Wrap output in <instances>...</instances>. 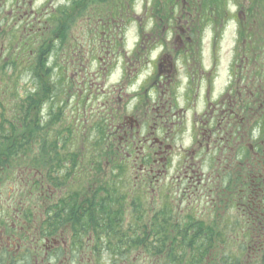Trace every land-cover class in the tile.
<instances>
[{"label": "flooded vegetation", "instance_id": "af4514ba", "mask_svg": "<svg viewBox=\"0 0 264 264\" xmlns=\"http://www.w3.org/2000/svg\"><path fill=\"white\" fill-rule=\"evenodd\" d=\"M207 1L0 0L2 39L23 32L37 46L50 42L48 78L68 93L61 110L78 127L98 118L118 168L106 169L103 154L85 171L80 163L57 169L53 154L54 164L11 169V157L42 156L24 153L36 141L26 140L23 121L19 154L10 156L4 123L0 264H264V41L259 59L233 60L220 82L229 4L209 0L206 9ZM52 99L34 111L56 128ZM176 193L178 204L168 200ZM106 224L117 228L111 237Z\"/></svg>", "mask_w": 264, "mask_h": 264}, {"label": "trees", "instance_id": "16d2710c", "mask_svg": "<svg viewBox=\"0 0 264 264\" xmlns=\"http://www.w3.org/2000/svg\"><path fill=\"white\" fill-rule=\"evenodd\" d=\"M237 1L241 2V0H236V2ZM254 3L261 4L264 3V0L242 1V4L245 6L243 5L241 7V13L246 18H258L257 29L258 31H261L264 30L260 25V19H262L263 16L261 9L264 10V5L261 7V5L256 6ZM212 4L213 6L216 5L218 8L224 7L226 10L228 8L229 0H212ZM204 7L206 9L209 7V0L204 4ZM253 23L254 22H251V24ZM242 25L243 23L241 22V26ZM2 35L3 34L0 33V54L2 50L6 48L9 50L3 52V57L0 56V94L3 91L5 92L4 95H0V139H2L3 133H5L2 130V127H5L4 123H8L7 134L8 138L11 140L9 144V153L10 156H17L20 149L18 139H20V132L22 130L20 123L23 121V129L25 130L26 140L32 139L36 141L35 143L26 142L24 153L26 155L37 154V156H42L41 160H23L11 157L8 160L10 168L12 169L13 167H17L22 164L29 167H35L40 163L43 165H51L55 163V159H53L51 155L56 154L58 156H62L61 154H64L67 159L60 164L61 167L66 170L70 165L80 163L83 166L79 167V169L85 171L87 170V168L84 167L86 164H89L90 166L92 164L97 165L99 163V158L104 154L106 159L111 161L110 166L106 169H118L117 166H114L113 164L115 162L112 161V157L115 155L114 146L108 141H106L105 144L103 143V140L108 138L107 129L103 128L102 123L98 120V118L96 117L94 122L90 121L89 125L85 128L78 127L71 123V121L65 117V112L61 110V107L65 103V101H63L64 99L61 98L63 95L66 96L68 93L66 85L59 83L58 88L55 89V86L50 82V78H48L53 75L52 62L49 63L50 66L47 64L50 48L52 47L50 42L48 40H46V42L41 41L39 46H37V40L32 35L27 37L23 32H10L9 43L2 39ZM21 37H24L23 45L25 50H22V42L20 40ZM263 41L264 36L258 38L256 43V59L259 58V52L261 51L260 49ZM31 49L37 50L36 54L32 57L30 53ZM6 54H10V59L8 61L4 59ZM23 78L26 79L25 87L22 85ZM54 95L57 96V106L60 107L57 111L61 112L60 115H57L56 113V128L50 123L49 117H51V115H43V112L39 110L34 111L35 107L44 106L49 109L50 107H53L55 105V101L52 99ZM5 109L6 111H4ZM5 114L8 115V119H6ZM42 115L47 119L41 120ZM2 116L3 120L1 118ZM35 118H37V120ZM53 139H57L58 142L52 147V142H49V140ZM82 140L87 141L82 142ZM55 148H57V150H53ZM2 149L3 144L0 140V153ZM121 156L123 161V154ZM97 169L98 168H96V170ZM80 178L82 179L80 186H86V180H90V176L89 178L85 176ZM32 191H34V187L27 188L26 199L27 202L34 204V196L31 198L29 197L30 192ZM172 224L171 227L173 228ZM132 229L135 228H129L127 231L125 229L123 230L128 232L132 231ZM140 229H143L142 232H146L145 226ZM106 231L107 235L111 237V234L116 233L117 228H112V226L109 227L106 224ZM172 236L173 234L171 231L170 245L173 246L175 253L178 254L179 244L176 239H173V242L171 241ZM118 244L120 248L137 245V248H143L142 250L146 249L145 242L135 241V243H133L120 240L118 241ZM127 258L128 257L126 256L122 257L123 260H126ZM179 259L180 257H171L170 261L178 262ZM145 261L146 260H142V263L145 264Z\"/></svg>", "mask_w": 264, "mask_h": 264}, {"label": "rangeland", "instance_id": "374dc122", "mask_svg": "<svg viewBox=\"0 0 264 264\" xmlns=\"http://www.w3.org/2000/svg\"><path fill=\"white\" fill-rule=\"evenodd\" d=\"M241 2H236V0H229V23L226 26L224 23L220 26V33L221 37L218 40V48H220L219 51V59H220V67H219V80L220 82L225 81L227 75H228V69H229V79H230V70H231V64L234 61L240 60L242 58L245 59H256V43L258 41L259 37H262L264 35V30L258 31L257 29V19L258 18H249L245 17L241 12V7L244 5ZM257 1V0H255ZM256 4V6L261 5L263 7L264 3ZM245 6V5H244ZM261 13L263 14L262 19H260V25L264 29V10L261 9ZM241 22L243 25L241 26ZM251 22H254L251 24ZM258 31V32H257ZM259 58H260V52H259ZM258 58V59H259ZM242 65H246V63H241ZM254 62H250V67H254ZM229 65V67H228ZM23 81H26L25 78H23ZM24 87L26 84H24ZM98 102V101H97ZM61 112L57 111V115H60ZM65 117H70V113H65ZM178 148H175V152L173 153V159L174 164L176 163V160L178 159ZM171 174H173V170L171 169ZM170 174V175H171ZM129 173L123 174L122 177L126 179L128 177ZM175 199V200H174ZM168 200H173V202L176 201L178 204V194L175 195H169ZM175 215L178 216L177 210L174 212Z\"/></svg>", "mask_w": 264, "mask_h": 264}, {"label": "bare ground", "instance_id": "6f19581e", "mask_svg": "<svg viewBox=\"0 0 264 264\" xmlns=\"http://www.w3.org/2000/svg\"><path fill=\"white\" fill-rule=\"evenodd\" d=\"M62 156H60V158H58L57 160H58V162H57V169H61V163L63 162V161H65L66 159H67V157L66 156H64V154H61Z\"/></svg>", "mask_w": 264, "mask_h": 264}]
</instances>
